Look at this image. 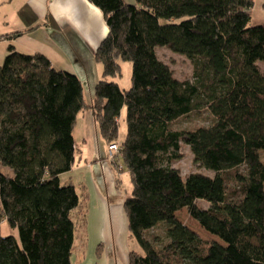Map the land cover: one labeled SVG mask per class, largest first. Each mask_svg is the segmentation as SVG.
<instances>
[{"label": "trees", "instance_id": "obj_1", "mask_svg": "<svg viewBox=\"0 0 264 264\" xmlns=\"http://www.w3.org/2000/svg\"><path fill=\"white\" fill-rule=\"evenodd\" d=\"M87 1L108 28L90 102L78 76L42 53L9 46L0 65V229L18 233L0 230V264H71L79 195L59 176L74 163L83 110L129 171L123 212L139 250L128 264H264V23L252 22L254 0ZM157 46L191 59V80L176 78ZM123 60L132 69L125 89L106 79L121 75ZM184 146L213 174L183 177L172 163ZM180 209L223 243L181 222Z\"/></svg>", "mask_w": 264, "mask_h": 264}, {"label": "crops", "instance_id": "obj_2", "mask_svg": "<svg viewBox=\"0 0 264 264\" xmlns=\"http://www.w3.org/2000/svg\"><path fill=\"white\" fill-rule=\"evenodd\" d=\"M125 1L127 3L135 2V0ZM263 2L264 0H254L252 7L253 24L264 23ZM40 28L45 31V36L37 34ZM17 30L23 31V34L16 37L12 36V38H0V65L7 54L8 47L14 46L20 52L42 53L48 57L53 65L73 72V68L79 63L80 55L73 46L71 47L69 39L80 43L89 51L90 49L96 51L108 28L101 10L87 0H18L17 2L15 0H0V35ZM54 37L69 43V47L74 51L75 56L77 53L78 61L75 60L72 52L71 61L74 64H71L68 61L69 58L66 59L64 52L55 48ZM70 65H72V69ZM98 77L97 79H99ZM93 95L92 93L91 100ZM86 102L90 101L86 100ZM82 118H85L86 124L90 126V133L89 128L85 125L82 126V129H77V121ZM75 130H78L81 135L82 144L74 138ZM89 134L93 137L91 139L94 142L93 145L87 137ZM73 138L75 139L74 163L70 170L59 176V180L63 175H71L68 180L75 175L83 186L85 184L87 186L84 196L88 206L85 214L87 217L84 220L83 237L89 240L90 249L88 256L86 257L85 254L83 257H79V260L78 256L72 253L71 264H75V262H77L76 264H107L108 258L105 253L102 252L99 257L96 256L95 245H99V243L106 244L109 249L110 247L113 248L115 258L119 253L123 261L128 264V224L123 212V203H111L108 195L107 179H113L114 182L118 180L112 176V171L104 162L107 144L104 148L94 115L89 110H83L77 114ZM95 157L99 159V168H94L91 163L96 160ZM95 174L101 178L99 181L104 183L107 197L95 180ZM110 212L113 217H111ZM12 230L15 231L16 229Z\"/></svg>", "mask_w": 264, "mask_h": 264}, {"label": "rangeland", "instance_id": "obj_3", "mask_svg": "<svg viewBox=\"0 0 264 264\" xmlns=\"http://www.w3.org/2000/svg\"><path fill=\"white\" fill-rule=\"evenodd\" d=\"M18 0H15V2H17ZM43 28H40L39 32H37V34L39 36H45L44 32L42 31ZM54 45L55 48H59V51H63L66 59L69 58L68 61L71 62V64H74L73 61H71V56H72V52H73V57H75V60L78 61L77 58V53L76 56L74 55V51L71 50V48L69 47V43H66L64 40L62 41V39H59L56 37H54ZM70 40V44L71 47L73 46L74 50H76L78 52V54L80 55V59H79V63L77 66H75L73 68V72H75V74L78 76L79 80L83 83V94L84 97L87 101H91V95L93 93V88L94 85L96 84V81L100 80L102 78V71H101V65L100 63L95 60V51L94 50H87L85 49L80 43H76V41H74L73 39H69ZM62 41V42H61ZM156 54L157 56L167 65H169V67L172 69L173 74L176 78L178 79H190L192 78V73H193V62L191 59H189L187 56H184L182 54H177L175 52H173L171 49H169L168 47L165 46H157L156 47ZM69 62V63H70ZM121 63V70L122 73L120 76H114L113 78H108L106 77L107 80H115L119 83V85L121 86V88L125 89V88H129L131 86V74H132V69H131V63L129 61L123 60L120 61ZM55 68L58 67V65H53ZM72 65H70L71 67ZM69 67V69H70ZM61 68V67H58ZM64 69V68H61ZM72 69V67H71ZM68 71V70H67ZM71 72V71H70ZM99 76V77H98ZM97 77L99 79H97ZM94 94V93H93ZM94 96V95H93ZM125 108H123V110L121 111V117H120V121H119V132H118V136H119V140H122L125 136V129L126 126L124 125V121H123V116H125ZM195 118V117H194ZM197 119V118H195ZM182 124H193V122L191 120H184L182 121ZM85 125L87 126L89 129V133L91 132V128L90 126H88V124H86V119L82 118L79 119L77 121V129H82V126ZM78 130H75L74 132V138H76V141L81 143V135L79 134ZM87 131V134H88ZM87 137L91 140L93 139L92 135L89 134L87 135ZM103 139V138H102ZM102 144L105 148L106 146V142L103 140ZM93 140H91V144L93 145ZM82 144V143H81ZM107 150L105 151L106 154V158H104V162L106 163L107 167L112 171V176L114 178H116L118 181L114 182L113 179L108 180V192H109V198L111 203H120L122 204L124 199L129 197L131 194V180H130V175H129V171L128 169L125 168V166H123L121 169L116 167V164L118 163V166L123 165V159L121 157H118L116 164H114L110 159L107 158ZM182 158L178 161H175L172 163V165L174 167H177L178 169H180L181 175L184 177L187 174L191 173V172H195V171H200L202 173H207V174H213V171L211 170H205L204 168L198 166L195 162H193V155L191 154L189 148L187 146H184L182 151ZM262 160L264 161V152H262L261 155ZM96 159L94 162H91L94 165V168L97 167L99 168L100 163H99V159L98 158H94ZM71 177V175H63L60 183L63 184H69L72 183L73 185H75V190L76 193H78L79 195V206L75 208V210H73L70 214V216L72 217V220L74 222V227H75V231H74V247H73V254L75 256H78V260L79 257H83L86 254V257L88 256V252H89V240L85 239L83 237V233H84V219L87 217H85L84 214H86L87 211V199L84 196L85 192L87 191V186L86 184L83 186V184H81L80 180H78L76 178L75 175H73L72 178H70V180H68ZM101 178H98V176L95 174V180L98 182L99 186L101 187V189L104 192V195L106 196V192L104 190L105 186L104 183L100 182ZM107 195V196H108ZM106 196V197H107ZM201 205H203L202 202H200ZM111 217H113V214L110 212ZM177 216L179 218V220H181V222H183L185 225H187L189 228H191L193 231L197 232L200 234V236L203 239L206 240H215L217 242H221L223 243L221 240H219V238L214 235L211 234L210 232H206L201 225L199 224L198 221H195L188 213L186 210L184 209H180L177 212ZM110 218V216H109ZM86 220V219H85ZM113 223V220H112ZM1 232L4 235L10 234V233H15L17 235V231H13L11 228H8L7 225L3 222L1 225ZM128 235V234H127ZM86 240V241H85ZM98 245V244H97ZM95 245V246H97ZM101 246L104 247L102 249L103 254H106L107 259V264H127L125 261H123V259L121 258V256L119 255V253L117 254L116 258L115 255L113 253V248L110 247V249L106 246V244L101 243ZM127 246H128V252L131 249H136L139 250V246L137 245V243L135 242V240L128 235V240H127ZM87 250V251H86ZM126 251V252H127ZM87 252V253H86ZM128 252H127V257H128ZM77 260V261H78ZM77 262H75L76 264Z\"/></svg>", "mask_w": 264, "mask_h": 264}, {"label": "built area", "instance_id": "obj_4", "mask_svg": "<svg viewBox=\"0 0 264 264\" xmlns=\"http://www.w3.org/2000/svg\"><path fill=\"white\" fill-rule=\"evenodd\" d=\"M107 148V158L111 161H115L121 154V147H119L118 143H110Z\"/></svg>", "mask_w": 264, "mask_h": 264}]
</instances>
